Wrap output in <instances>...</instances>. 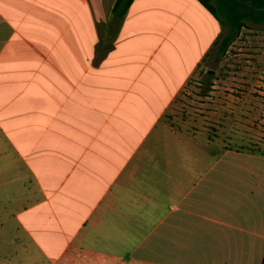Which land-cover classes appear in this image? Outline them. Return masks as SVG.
Segmentation results:
<instances>
[{
    "label": "crops",
    "instance_id": "1",
    "mask_svg": "<svg viewBox=\"0 0 264 264\" xmlns=\"http://www.w3.org/2000/svg\"><path fill=\"white\" fill-rule=\"evenodd\" d=\"M116 1L0 0V232L27 215L53 264L91 235L110 264H264L225 28L198 0Z\"/></svg>",
    "mask_w": 264,
    "mask_h": 264
},
{
    "label": "rangeland",
    "instance_id": "2",
    "mask_svg": "<svg viewBox=\"0 0 264 264\" xmlns=\"http://www.w3.org/2000/svg\"><path fill=\"white\" fill-rule=\"evenodd\" d=\"M227 31L228 28L225 27V32ZM227 49L229 53L226 55L229 59L224 60V63V58L221 59L216 67L223 63L229 67L231 73H221L216 80L225 81L229 78V82L239 81L245 86L241 90L232 86L235 90L230 91L235 99L232 110L235 109L234 105L237 108L236 112H232L236 119L233 128L240 123V127L237 126L238 131L247 132L249 149L264 152V23L254 24L247 21ZM242 97L248 102L240 107L244 108V113L239 114V104L236 103ZM238 120L240 122L235 123ZM231 144L238 145L237 139ZM27 218V215L20 216L19 219L10 216L6 220L5 230L0 232V264H53L50 261V250L47 249L44 254L35 246L31 235L22 228ZM87 244V250L81 249L78 241L68 252L70 257L67 259L66 256H61L55 264H110L112 257L109 250L103 249L101 244L94 241L93 235L87 240ZM119 246V260L128 259V250L133 246V241L119 243ZM100 256L104 258L103 261ZM95 257L96 260L88 261Z\"/></svg>",
    "mask_w": 264,
    "mask_h": 264
},
{
    "label": "trees",
    "instance_id": "3",
    "mask_svg": "<svg viewBox=\"0 0 264 264\" xmlns=\"http://www.w3.org/2000/svg\"><path fill=\"white\" fill-rule=\"evenodd\" d=\"M133 0H117L113 12L124 16ZM228 31L219 41V51L225 52L247 21L264 23V0H198ZM264 262V256H263Z\"/></svg>",
    "mask_w": 264,
    "mask_h": 264
}]
</instances>
